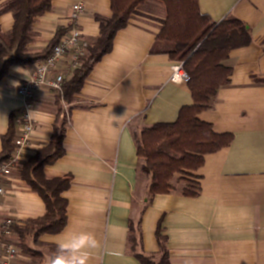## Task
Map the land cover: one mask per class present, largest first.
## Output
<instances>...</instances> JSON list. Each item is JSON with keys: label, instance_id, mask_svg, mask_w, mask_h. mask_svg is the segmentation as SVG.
Instances as JSON below:
<instances>
[{"label": "crops", "instance_id": "0c3cea01", "mask_svg": "<svg viewBox=\"0 0 264 264\" xmlns=\"http://www.w3.org/2000/svg\"><path fill=\"white\" fill-rule=\"evenodd\" d=\"M8 1L0 0V9ZM198 2L201 13L216 22L227 16L241 20L253 38L230 52L223 62L232 69L230 83L218 90L211 108L198 114L214 132L233 134L231 144L207 154L195 172L199 194L184 195L185 183L176 178L172 192L150 196V177L141 172L135 135L158 123L175 122L180 110L193 104L188 84L171 80L175 61L152 52L166 8L160 0H147L116 34L111 52L94 66L73 102L49 88L35 92L30 145L0 196V264H49L50 247L80 231L91 232L98 241L90 264H144L138 255L158 261L159 222L169 264H264V0ZM75 4L84 6L80 29L91 45L96 42V16L112 15L110 0H52L51 9L34 22L36 38L27 46L29 52L43 51L59 30L69 29ZM14 22L11 12L0 14L2 33L9 34ZM38 62L11 65L0 81V153L11 116L20 118L25 108L18 87ZM55 71L65 81L73 75L66 61ZM64 121V154L43 171L49 179L70 181L61 194L68 201L67 222L57 234L28 236V249L39 253L33 256L22 249L15 229L42 217L46 206L21 173ZM7 219L13 221L8 228ZM9 246L17 254L6 262Z\"/></svg>", "mask_w": 264, "mask_h": 264}, {"label": "trees", "instance_id": "16d2710c", "mask_svg": "<svg viewBox=\"0 0 264 264\" xmlns=\"http://www.w3.org/2000/svg\"><path fill=\"white\" fill-rule=\"evenodd\" d=\"M110 1L112 15L109 18L96 16L100 22V35L89 46L87 56L73 71L72 77L64 82L62 96L67 103L75 100V95L81 91L94 66L111 52L116 34L128 25L137 8L146 0ZM160 1L165 5L166 18L152 52L165 53L174 61L184 62L190 76L187 84L193 104L183 107L175 122L158 123L137 133V156L144 160L141 171L150 177V196L172 192L176 178L189 183L183 189L184 195L197 196L200 189L195 172L203 166L205 156L229 146L233 140L231 133L214 132L209 123L198 118V114L211 108L218 90L230 83L232 69L223 63L230 52L251 44L253 38L247 25L235 17L227 16L216 22L202 14L198 0ZM51 7L52 0H9L0 9V14L11 12L15 20L9 34L0 30V81L11 65L28 66L46 59L68 31L59 30L56 38L43 51H28L27 46L36 38L33 28L35 20ZM57 102H61L59 97ZM63 112L60 107L59 113ZM64 124L65 121L63 126H55L50 143L24 164L21 173L46 206V213L42 217L30 219L24 227L15 229L22 249L33 256H39V253L28 249V236L36 239L44 233L57 234L67 222L68 201L61 194L70 186V181L67 178L49 179L43 171L46 165L55 163L64 154ZM17 126V117L12 115L8 131L2 137L0 163L7 161L15 150ZM192 177L195 182L191 181ZM161 225L159 222L156 234L162 256L155 261L138 255L144 264H169ZM50 248L54 254L57 247Z\"/></svg>", "mask_w": 264, "mask_h": 264}, {"label": "built area", "instance_id": "2783aa9c", "mask_svg": "<svg viewBox=\"0 0 264 264\" xmlns=\"http://www.w3.org/2000/svg\"><path fill=\"white\" fill-rule=\"evenodd\" d=\"M83 12L84 6L82 4H75L72 7L68 31L60 38L50 55L36 64L35 71L31 77L24 80L18 87V95L24 101L25 108L20 118L17 119V136L14 140L15 150L7 161L0 163V196L6 193L5 181L20 167L24 159L23 153L30 145L35 124L27 116L28 111L32 108L35 92L41 88H49L56 94L62 95L65 76L55 71L57 66L66 61L68 62L69 70L74 71L81 65L88 54V48L91 44L78 24ZM171 80L175 83L189 82L190 76L184 68L183 61H175L173 64ZM12 224V219L6 220V228ZM4 232H7V230ZM16 254L17 250L9 246L5 257L6 262Z\"/></svg>", "mask_w": 264, "mask_h": 264}, {"label": "clouds", "instance_id": "9594fccd", "mask_svg": "<svg viewBox=\"0 0 264 264\" xmlns=\"http://www.w3.org/2000/svg\"><path fill=\"white\" fill-rule=\"evenodd\" d=\"M31 114L30 110L27 117H31ZM97 247L98 241L91 232L69 233L57 244L49 264H90L91 250Z\"/></svg>", "mask_w": 264, "mask_h": 264}, {"label": "rangeland", "instance_id": "374dc122", "mask_svg": "<svg viewBox=\"0 0 264 264\" xmlns=\"http://www.w3.org/2000/svg\"><path fill=\"white\" fill-rule=\"evenodd\" d=\"M146 1H147V0H146ZM146 1H145V2H146ZM145 2H144V3H145ZM140 6H141V5H140ZM138 8H139V7H138ZM139 133H140V132H139ZM142 160H143V159H142ZM143 164H144V160H143L142 165H143ZM142 165H141V167H142ZM141 172H142V171H141ZM142 174H143V175H147V174H145V173H143V172H142ZM147 176H148V175H147ZM192 179H193V180H192ZM191 181H194V182H195V180H194L193 177L191 178ZM184 183H185V186L189 185V183L186 182V181H184ZM148 191H149V190H148ZM161 256H162V254H161ZM36 259H37V261H39V258H38V257H36ZM159 259H160V258H159Z\"/></svg>", "mask_w": 264, "mask_h": 264}]
</instances>
